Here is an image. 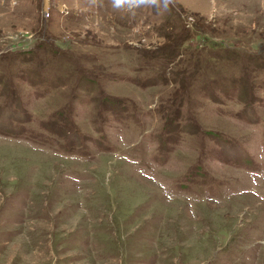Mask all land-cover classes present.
Here are the masks:
<instances>
[{
  "label": "rangeland",
  "instance_id": "1",
  "mask_svg": "<svg viewBox=\"0 0 264 264\" xmlns=\"http://www.w3.org/2000/svg\"><path fill=\"white\" fill-rule=\"evenodd\" d=\"M0 264H264V0H0Z\"/></svg>",
  "mask_w": 264,
  "mask_h": 264
},
{
  "label": "clouds",
  "instance_id": "2",
  "mask_svg": "<svg viewBox=\"0 0 264 264\" xmlns=\"http://www.w3.org/2000/svg\"><path fill=\"white\" fill-rule=\"evenodd\" d=\"M171 0H113V5L116 8L127 6L128 8H136L141 5H156L160 7L161 4L164 9H167Z\"/></svg>",
  "mask_w": 264,
  "mask_h": 264
}]
</instances>
